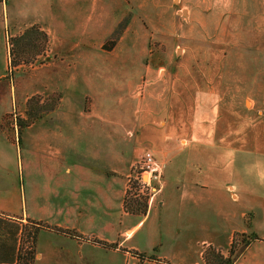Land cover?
<instances>
[{
  "label": "crops",
  "instance_id": "1",
  "mask_svg": "<svg viewBox=\"0 0 264 264\" xmlns=\"http://www.w3.org/2000/svg\"><path fill=\"white\" fill-rule=\"evenodd\" d=\"M183 1L187 43L181 59L165 66L146 60L148 50L129 38L175 35ZM50 4L54 15L47 11ZM126 13L132 17L117 44L103 49L97 38L112 32ZM32 25L48 36L51 57L14 72L13 85L7 78V38ZM133 53L143 59L134 66L137 79L130 77ZM167 68L174 69L172 75ZM52 91L62 93L59 105L20 134L15 120H5L14 111L25 116L32 94ZM240 100L245 111L264 116V0H0V218L15 225L43 221L82 236L39 231L32 264H201L202 246L227 245L233 232L259 236L235 264H264L263 205L242 202L249 195L236 193L232 184L211 190L219 175L210 179L204 171L199 181L185 173L176 178L182 165L187 172L208 164L201 151L194 152L206 145L195 133L207 132V111L238 109ZM144 150L161 165V179L146 213L137 216L124 210L123 198L129 170ZM181 154L184 161L169 167ZM18 180L25 182L20 214L13 213L10 199ZM249 211L247 227L243 216ZM212 213L217 222L209 220ZM149 219V238L171 226L174 253L160 251L153 261L126 257L129 250L140 251L135 237Z\"/></svg>",
  "mask_w": 264,
  "mask_h": 264
},
{
  "label": "rangeland",
  "instance_id": "2",
  "mask_svg": "<svg viewBox=\"0 0 264 264\" xmlns=\"http://www.w3.org/2000/svg\"><path fill=\"white\" fill-rule=\"evenodd\" d=\"M178 0H176L177 3ZM177 11V30L175 35L172 36H157V35H150L146 38H129L132 44H135L137 47H145L148 50V56L146 60H149L151 58L152 63L154 64H163L168 65L170 62L175 63L176 61H179L181 59V52L182 48H185L186 45V8L184 1L180 3L178 6ZM47 11H49L50 15L55 14V6L52 4L49 5V8H47ZM132 14L126 13L123 17L120 18L119 22H117V26L115 29L108 33L107 35L103 37H98L97 39H103L101 47L105 50L112 49L120 39V34L122 29L125 27V25L129 22V19H131ZM163 25H168L167 21L163 20ZM197 25V26H196ZM191 26V24H190ZM194 28L198 29L200 28V25L198 23L194 24ZM27 27L24 28L19 34L16 36L19 37H8L7 38V44L9 50H12V59L19 62V65L16 66L14 69H12V73L9 74L7 70V78L10 80L11 83H13V76H15L14 72L19 70L20 68L26 69L31 68L35 66H39L43 64L46 60H48L51 55L48 54V44H49V38L46 35L45 40H43L42 35L39 31H26ZM37 35V37L32 38L33 34ZM31 39V40H30ZM162 46L163 50L160 48ZM139 53H133L130 54L131 57V69H130V77H133L134 79H137V69L136 67L137 63H142L143 59H140L138 57ZM10 62V57H9ZM134 64V65H132ZM9 67V65H8ZM135 69V70H134ZM166 72L168 75H172L174 72V69H166ZM118 73H120L118 71ZM17 80L20 82L23 80L22 75H18ZM140 86H137L134 88V92H137L139 90ZM29 101L30 109L32 112L35 113V118L33 121H29L28 114L25 112V116H20L19 114H16V116H13L16 112H12L10 116L5 117V120L7 123H13L11 120L16 121L17 124H22V129L33 123L35 120L40 119L47 113V111L54 109L59 105L62 98V93L59 91H52V92H38L35 94H32L29 96L31 98ZM28 98V99H29ZM89 96H85L82 100V108L87 109L89 108ZM27 102V101H26ZM26 102H25V109H26ZM240 106L237 105L233 107L230 110H225L224 108L218 109L217 106L213 107V109L207 111V116L205 117L207 132L200 134L195 133V137L201 138L206 142V145L198 150H194V152L201 151V157L205 158L208 164L202 165H192L189 166V171H185L187 167L185 165H182L180 168V175L176 176L177 180H179V177L184 179L183 175L188 174V176L191 177V179H195L196 181H199V177L201 174L204 173L207 177L212 179L213 175L214 177H217L219 175V182L215 184V186H210L211 190H213V187H220L222 186L226 190L227 184L234 185L233 189L236 191V193H241L243 196H246V194L249 195V197L242 198L245 201L246 199H250L253 204L256 206L263 205L264 206V116L256 115L254 112L245 111V107L243 106V101H239ZM237 104V102H236ZM249 105V102H248ZM27 111V110H26ZM121 111V110H120ZM263 111H264V105H263ZM120 117L124 118L126 116H122L120 113ZM211 120V122H210ZM6 123V124H7ZM27 123V124H26ZM26 124V125H24ZM9 125V124H7ZM214 131V133H212ZM20 134V133H19ZM134 135V132H133ZM142 144V143H141ZM144 145L149 144H142V147ZM213 145V146H211ZM144 150L143 152H145ZM151 151V150H149ZM143 152L141 156L143 155ZM152 152V151H151ZM22 155L25 156L24 149L22 150ZM139 156V159L140 157ZM185 154H181L179 157L175 158L174 161L170 164L169 167H172L175 165L177 161H184ZM184 157V158H183ZM137 163V162H136ZM135 163V164H136ZM135 164L131 166L128 176H127V188H131V195H138L137 198L141 200H147L148 204L153 200L154 194L148 190L147 188H142L140 183L137 181V171H139ZM216 164V165H215ZM215 165V166H214ZM217 169V170H216ZM219 169V170H218ZM183 170V171H182ZM167 178V176H165ZM213 177V178H214ZM144 179L146 180L147 177L145 176ZM161 179V176H160ZM176 180V179H175ZM23 183V184H22ZM24 181L21 182V180H18V190L15 192V194L10 198L11 204H12V210L15 211L13 213L20 214L21 211H23L25 208V191H24ZM156 181H151L150 185L154 188H157L159 190V184H155ZM20 184L22 185V188H20ZM131 185V186H130ZM157 190V191H158ZM166 190L164 191V193ZM152 193V194H151ZM134 195V196H135ZM168 207H172L173 202H170L168 200ZM177 203V202H176ZM147 204V205H148ZM225 206L227 208L233 209L235 204L230 202H225ZM6 214L12 213V212H5ZM4 214V215H6ZM216 213L210 214L209 220L211 223L217 222L219 219L215 216ZM4 221H0V238L5 239L6 237H2V234H5L10 229H12V226L14 227V221H11V219H8V217H4ZM253 213L251 211L246 212L243 216V222L245 225H247L246 221L250 219L252 221ZM181 226H185V219L182 218L180 221ZM16 223V222H15ZM150 224L151 220L145 221L143 224L142 230L137 234L135 237V244L138 247L140 251L137 250H129V253H126V257L132 258L136 257L139 259V261L143 260H150L153 261L158 253L165 252L168 256H171L174 253V248L172 244H170V235L172 233L171 226H168L166 228H162L163 230H155L153 232V236L150 235V238L147 234L150 230ZM22 231H19L17 235L14 237L15 239V247L16 248H22V252L28 251L30 248H32V237L33 233L37 230V227L32 224L30 221H23L21 225H18ZM185 230V229H184ZM153 231V230H152ZM163 231L162 233H160ZM198 233H195L193 235V238H196V235H200ZM240 233L242 232H233L232 234H229V242L228 244L224 246H216L213 244L215 248H219L223 253L227 254L228 247L231 242V238L234 236L237 240V242L241 241ZM245 233V232H243ZM250 233V232H248ZM29 234V235H28ZM140 236V238H139ZM9 242H13L11 236L6 238ZM155 243V244H154ZM248 245V244H247ZM241 243L238 244L235 248V254L234 259L235 262L237 260L238 255L240 252L244 249L245 246ZM207 245L202 246V251ZM120 258V257H119ZM123 259V258H122ZM234 262V264H235ZM150 262L147 261L144 264H149ZM174 264L172 260L169 261H155L154 264ZM201 264H205V262L202 259V252H201Z\"/></svg>",
  "mask_w": 264,
  "mask_h": 264
},
{
  "label": "trees",
  "instance_id": "3",
  "mask_svg": "<svg viewBox=\"0 0 264 264\" xmlns=\"http://www.w3.org/2000/svg\"><path fill=\"white\" fill-rule=\"evenodd\" d=\"M26 31H33V33L34 31H39L40 34L42 35L43 40H45L46 38V34L42 30H40L39 27L36 25H32L28 27ZM16 37H19V36H16ZM35 37H37V35L33 34L32 38H35ZM9 57H10V62H9L8 72L10 74L12 73V69H14L16 66L19 65V62L12 59V50H9ZM30 99H32V97L27 99V102H26V110H27L26 112L28 114V119L31 122L36 116L34 112L29 110L30 109V105H29ZM22 127H23L22 124L20 123L17 124L18 134L20 133ZM130 189L131 188L126 189V192L123 198L124 210L133 215H137V216L144 215L148 207L147 200H141L137 198L138 195H135V194H134L135 196L131 195ZM0 221H4V220L0 218ZM27 221H30L32 224H34L37 227V230L33 233V236L30 235V237H32L33 239L32 248H30L28 251L22 252L21 250L22 248L15 247L14 237L17 235L19 231H22V229H20L18 225H14V227L12 226V229L8 231V234L11 236L13 240L12 243L6 241V239L0 238V264H32L33 259H34V254H35L36 238H37L39 231L41 230H49V231H53L56 233L68 235L70 237H74L77 239L82 238V236L73 229H63L57 226H52L43 221H36V220H30V219H27ZM246 223H247L246 225L247 227L251 226L250 219H248ZM239 235L241 237L240 242H237V240L234 239L235 238L234 236L231 238V242L228 247L227 254L223 253L219 248H215L213 245H207L202 251V259L205 262V264H234L235 262L234 254H235L236 246H238V244L240 243L242 245H247L251 241L259 239V236L254 232L240 233ZM93 241L97 243H102L101 241H98L96 239H93ZM110 247H116V246L110 245Z\"/></svg>",
  "mask_w": 264,
  "mask_h": 264
},
{
  "label": "built area",
  "instance_id": "4",
  "mask_svg": "<svg viewBox=\"0 0 264 264\" xmlns=\"http://www.w3.org/2000/svg\"><path fill=\"white\" fill-rule=\"evenodd\" d=\"M137 171L136 179L142 188H147L153 194L157 192V188L150 185L151 181H158L161 176V165L156 161L151 151L146 150L135 164ZM147 177L145 180L144 177ZM151 193V194H152Z\"/></svg>",
  "mask_w": 264,
  "mask_h": 264
}]
</instances>
